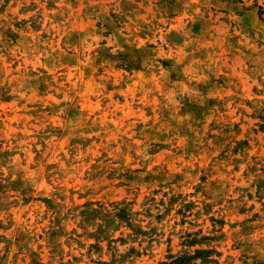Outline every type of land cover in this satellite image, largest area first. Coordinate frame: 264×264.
Wrapping results in <instances>:
<instances>
[{"label": "rangeland", "instance_id": "374dc122", "mask_svg": "<svg viewBox=\"0 0 264 264\" xmlns=\"http://www.w3.org/2000/svg\"><path fill=\"white\" fill-rule=\"evenodd\" d=\"M0 264H264V0H0Z\"/></svg>", "mask_w": 264, "mask_h": 264}]
</instances>
